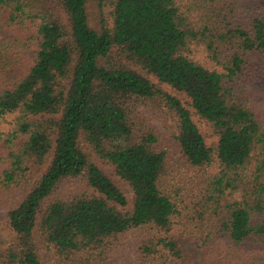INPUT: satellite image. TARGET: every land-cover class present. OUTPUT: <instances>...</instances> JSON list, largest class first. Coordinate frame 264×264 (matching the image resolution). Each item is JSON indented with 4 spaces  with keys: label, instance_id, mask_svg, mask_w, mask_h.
<instances>
[{
    "label": "trees",
    "instance_id": "obj_1",
    "mask_svg": "<svg viewBox=\"0 0 264 264\" xmlns=\"http://www.w3.org/2000/svg\"><path fill=\"white\" fill-rule=\"evenodd\" d=\"M0 28L35 31L0 42V123L13 117L0 133V264H189L177 228L202 264H264V112L250 81L264 69V0H0ZM33 42V65L19 73L11 52ZM115 49L189 108L110 63ZM156 99L177 117L175 140L197 172L184 189L181 168L135 123ZM193 115L218 138L214 149ZM98 163L130 188L131 211ZM69 179L91 192L59 195ZM130 233L136 263L121 256Z\"/></svg>",
    "mask_w": 264,
    "mask_h": 264
},
{
    "label": "rangeland",
    "instance_id": "obj_2",
    "mask_svg": "<svg viewBox=\"0 0 264 264\" xmlns=\"http://www.w3.org/2000/svg\"><path fill=\"white\" fill-rule=\"evenodd\" d=\"M86 8L89 27L95 31H100L98 5L94 2H89ZM34 34V29L22 30L20 28H0V42L3 40L24 41L27 37ZM37 50L38 46L35 42H33L26 50H13L11 52L12 55H15V57L13 58V64L15 65V68L18 69L19 73L25 72L33 65ZM192 58L198 62H205V54L202 48H192ZM109 62L114 65L130 68L143 76H147L151 80L152 84H154L157 88H160L163 93L178 98L187 107L190 104L189 100L184 95L176 93L167 85L158 83V81L154 77H152L151 75H147L130 59H127L121 51L117 49L113 50V53L110 55ZM250 81L252 91L254 89L256 98L258 100V103H255L256 107L264 112V69L256 70L253 80L251 79ZM162 103H164L162 100L156 99L153 101H149L145 105L141 106L137 112L138 116H136L135 123L136 125L138 123V126H146L153 131L158 139L157 147L166 153L168 167L171 171H176L178 170V168H181L184 177L182 178V180H176L175 185L184 189L186 187H189L190 184L193 183V180L190 178L197 172L186 164L185 159L180 153L178 144L175 140L177 132V117L175 116V114L168 111ZM192 119L201 134L204 136L206 145L214 149L217 145L218 138L211 135L210 131L207 128V125L202 122L198 118V116L193 115ZM12 120L13 117L8 116L4 121L0 123V133H8L10 131ZM8 153L9 150L2 142H0V174L5 167L3 159L6 158ZM214 158L215 156H213V159ZM213 162V165H210L206 170L209 173H215L217 171V163L215 159L213 160ZM98 166L107 176L112 179L116 187L124 193L129 203L126 210L131 211L133 194L130 188L114 175L112 167L103 165L102 163H98ZM40 175L41 174L37 176V179L40 177ZM85 191L89 193L91 192L86 188L85 185H83L81 181L69 179L64 181L60 185L58 194L61 196H70L77 192ZM5 211V207L0 208V225L4 221ZM171 236L173 237V239L180 243L182 251L189 261V264H202L203 253L197 248V245L193 240H191L189 237L184 236L179 228L173 230ZM139 239L137 237V234L135 233H130L125 236L124 239H122L121 243L122 245H124V249L123 251H121L122 259H126V261L130 263L133 261L136 263L137 255L135 243L136 241H139Z\"/></svg>",
    "mask_w": 264,
    "mask_h": 264
}]
</instances>
